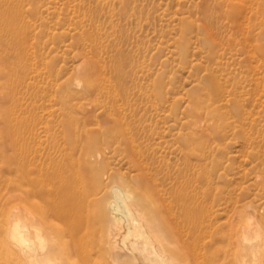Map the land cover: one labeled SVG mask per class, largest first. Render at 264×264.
Segmentation results:
<instances>
[{
	"label": "rangeland",
	"instance_id": "obj_1",
	"mask_svg": "<svg viewBox=\"0 0 264 264\" xmlns=\"http://www.w3.org/2000/svg\"><path fill=\"white\" fill-rule=\"evenodd\" d=\"M31 1L0 0V264H31L22 205L73 264H134L113 187L181 264L264 255V0Z\"/></svg>",
	"mask_w": 264,
	"mask_h": 264
},
{
	"label": "bare ground",
	"instance_id": "obj_2",
	"mask_svg": "<svg viewBox=\"0 0 264 264\" xmlns=\"http://www.w3.org/2000/svg\"><path fill=\"white\" fill-rule=\"evenodd\" d=\"M111 194H112L113 199L108 203L107 207L114 220V226L109 232V235L111 236V240L113 241L114 245H119L120 247L122 246L125 250H127L132 260L134 261V264H181V260H179L180 258L178 259L177 257H175L177 255L173 256L172 253H169L167 251L168 248L167 250H165L167 247V244L165 246V249H163L164 247H162V245H164V240L166 239V236H163V235L160 236V234L156 233L154 227L150 226V223L148 224V221H146L145 218L137 211L136 207L126 199L127 197L125 196V192L119 187H113L111 189ZM22 206L24 208L20 207L21 208L20 214L16 216V218L14 217L15 219L13 218L14 220H12V222L10 223V228H9L10 234L9 235L11 237V244L13 245V247L16 248L18 252L20 253V255L24 259H26L28 262H30L31 264H69L70 263L69 260H71V258L69 259V255H70L69 245H73L74 247L75 243L77 244V241H78L77 239L79 238L78 237L76 239V236H75L76 234L74 230L72 232H70L71 230L63 231V233L62 232L56 233L53 230H51V232L48 233L47 232L48 229L46 231L44 228V225L42 224V222L46 218L44 219V217H42L44 220L43 221L41 219L39 220L35 216L36 214L34 212L26 208L24 205ZM164 210L165 209H163V211ZM30 211L34 213L35 215H32ZM81 212L82 213L84 212L79 211L80 213L79 216L82 219ZM166 212H163V213H166ZM167 214L168 213H166L165 215ZM165 215L163 218L166 219L167 217ZM167 220H170V217L169 219L167 218ZM165 221L163 222L166 223ZM167 223H169V221H167ZM171 223H172V220H171ZM78 225H79V222H78ZM69 226H70V229L73 228V225H69ZM81 226L83 225L81 224ZM52 229H55V228H52ZM167 229H168L167 235L170 236L171 238L170 240H172V238L177 239V235L179 234H177L178 231L176 230L174 225L167 224ZM250 230L252 231L256 230V224L254 220H253V224L251 225ZM78 232L77 234H80V232L79 233ZM181 235H182V232H181ZM181 235H179L178 237L180 238ZM179 240L177 239V242H179ZM237 242L239 241L237 240ZM241 242L242 243H240V245H243V242H245V238H243ZM79 245L80 244L78 242L76 247H78ZM259 246H260L259 244L256 245L253 243H250L249 245V249H250L251 256H252V259H251L252 264H260L261 262L263 264L264 262L263 261L264 255H260ZM74 249L76 248L74 247ZM78 250L75 251L77 255L78 253L82 254L81 251L78 252ZM70 251H73V249ZM189 253L191 254V252ZM79 256L82 257L83 255H79ZM97 257H99L98 254H97ZM241 262L242 260L238 259L237 264H241ZM71 263H72V260H71Z\"/></svg>",
	"mask_w": 264,
	"mask_h": 264
}]
</instances>
